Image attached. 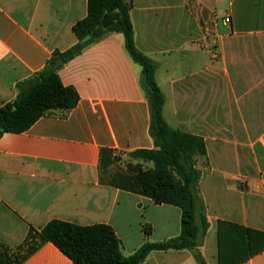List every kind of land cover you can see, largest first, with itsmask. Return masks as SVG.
Instances as JSON below:
<instances>
[{"label":"crops","instance_id":"crops-1","mask_svg":"<svg viewBox=\"0 0 264 264\" xmlns=\"http://www.w3.org/2000/svg\"><path fill=\"white\" fill-rule=\"evenodd\" d=\"M87 14L88 0H0V106L78 42L73 25ZM131 18L137 47L157 63L165 118L205 139L202 254L264 264V0H132ZM141 73L124 34L110 33L59 69L79 92L75 107L0 136V264H77L51 241L31 248L32 228L52 219L109 224L126 255L181 233L180 206L101 182L102 148L155 147ZM141 264L198 262L170 248Z\"/></svg>","mask_w":264,"mask_h":264},{"label":"trees","instance_id":"trees-1","mask_svg":"<svg viewBox=\"0 0 264 264\" xmlns=\"http://www.w3.org/2000/svg\"><path fill=\"white\" fill-rule=\"evenodd\" d=\"M132 0H88V14L73 25L78 42L71 48L55 50L46 67L19 84L17 97L0 106V136L23 132L48 113L65 114L75 107L80 95L74 86L65 85L53 64L69 61L108 34L122 32L132 59L142 66L141 85L151 108V134L155 147L131 151L152 166L129 164L126 171L115 167V150L104 147L100 155L101 182L151 197L156 203H171L183 210L182 231L163 241H146L130 255L123 252L115 229L105 223L79 225L52 219L40 230L32 228L35 249L43 242L55 243L77 264H141L155 249H190L198 264H208L201 245L210 222L199 183L202 171L197 166L207 154L203 136L172 126L163 113L165 94L156 80L157 63L135 42L131 18ZM147 233L151 226L146 225Z\"/></svg>","mask_w":264,"mask_h":264},{"label":"rangeland","instance_id":"rangeland-1","mask_svg":"<svg viewBox=\"0 0 264 264\" xmlns=\"http://www.w3.org/2000/svg\"><path fill=\"white\" fill-rule=\"evenodd\" d=\"M113 156L116 159L115 167L118 169L124 170V171L129 169V167H128L129 164H132L133 166L136 164H142L144 166H152L153 165V162L145 161L144 159H142L139 156L132 155L130 152L123 153V152L116 151L113 154Z\"/></svg>","mask_w":264,"mask_h":264},{"label":"water","instance_id":"water-1","mask_svg":"<svg viewBox=\"0 0 264 264\" xmlns=\"http://www.w3.org/2000/svg\"><path fill=\"white\" fill-rule=\"evenodd\" d=\"M65 63V59L64 58H59L52 66V68L54 70L58 69L62 64Z\"/></svg>","mask_w":264,"mask_h":264},{"label":"built area","instance_id":"built-area-1","mask_svg":"<svg viewBox=\"0 0 264 264\" xmlns=\"http://www.w3.org/2000/svg\"><path fill=\"white\" fill-rule=\"evenodd\" d=\"M225 21H226V22H230V21H231V17H230L229 15H226V16H225Z\"/></svg>","mask_w":264,"mask_h":264}]
</instances>
